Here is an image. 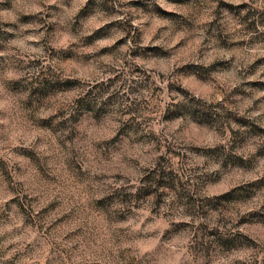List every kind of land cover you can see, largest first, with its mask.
<instances>
[{"label": "clouds", "instance_id": "1", "mask_svg": "<svg viewBox=\"0 0 264 264\" xmlns=\"http://www.w3.org/2000/svg\"><path fill=\"white\" fill-rule=\"evenodd\" d=\"M0 264H264V0H0Z\"/></svg>", "mask_w": 264, "mask_h": 264}]
</instances>
